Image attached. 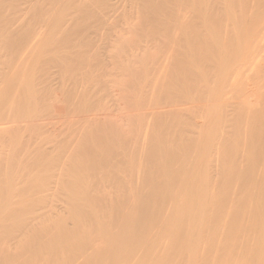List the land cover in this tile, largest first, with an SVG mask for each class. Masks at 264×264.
Instances as JSON below:
<instances>
[{"label": "bare ground", "instance_id": "bare-ground-1", "mask_svg": "<svg viewBox=\"0 0 264 264\" xmlns=\"http://www.w3.org/2000/svg\"><path fill=\"white\" fill-rule=\"evenodd\" d=\"M263 18L0 0V264H264Z\"/></svg>", "mask_w": 264, "mask_h": 264}, {"label": "rangeland", "instance_id": "rangeland-1", "mask_svg": "<svg viewBox=\"0 0 264 264\" xmlns=\"http://www.w3.org/2000/svg\"><path fill=\"white\" fill-rule=\"evenodd\" d=\"M262 16H263V15H262ZM261 18H262V17H261ZM261 18H259V19H261ZM261 20H262V19H261ZM257 21L259 22L260 20H257ZM257 21H256V22H257ZM263 21H264V18H263ZM254 23H255V22H254ZM254 23H253V25H255ZM262 23H263V22H262ZM257 24H258V23H257ZM255 26H256V25H255ZM255 26H254V27H255ZM260 26H261V25H260ZM262 26H263V25H262ZM251 27H252V25H251ZM263 27H264V26H263ZM259 28H260V27H259ZM251 29H252V28H251ZM253 29H254V28H253ZM249 30H250V29H249ZM258 30H260V29H258ZM254 31H257V30H254ZM251 32H252V31H251ZM261 32H262V31H261ZM256 33H258V31H257Z\"/></svg>", "mask_w": 264, "mask_h": 264}]
</instances>
